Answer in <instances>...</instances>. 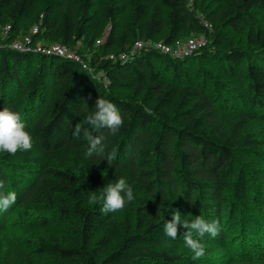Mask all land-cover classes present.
<instances>
[{
    "label": "trees",
    "instance_id": "obj_1",
    "mask_svg": "<svg viewBox=\"0 0 264 264\" xmlns=\"http://www.w3.org/2000/svg\"><path fill=\"white\" fill-rule=\"evenodd\" d=\"M130 3V20L112 25L105 37L103 23L126 8L118 0H99L100 18L92 12L93 0H0V28L10 23L15 32L6 42L39 25L35 41L91 53L83 56L89 71L69 57L0 50V110L19 111L33 142L28 152L0 153V194L16 192L9 209L33 234L25 243L43 264H204L179 251L187 229L178 225L172 240L165 221L174 210L189 222L200 215L220 225L217 237L204 239H225V208L248 197L241 153L258 151V139L245 128L264 118V25L257 26L254 15L264 0H221L205 15L191 9L190 0ZM247 26V47L241 48L234 35ZM185 30L205 32L207 45L182 57L150 46L132 52L137 40L172 44ZM99 38L104 40L96 44ZM122 52L129 55L121 58ZM194 57L241 68L245 112L234 116L222 110L224 103L208 92L205 78L191 77L187 64ZM33 58L38 62L28 73ZM49 74L53 83L46 99ZM15 83L13 97L9 88ZM99 97L116 104L124 125L116 136L107 128L95 132L103 137L104 156L86 157L87 142L73 137L74 126ZM45 100L43 111L30 119L32 103ZM114 147L117 157L108 165L102 159ZM119 177L132 187L134 203L107 215L101 205L88 204L90 191ZM7 217L8 211H0V224ZM249 222L261 227L258 220Z\"/></svg>",
    "mask_w": 264,
    "mask_h": 264
},
{
    "label": "rangeland",
    "instance_id": "obj_2",
    "mask_svg": "<svg viewBox=\"0 0 264 264\" xmlns=\"http://www.w3.org/2000/svg\"><path fill=\"white\" fill-rule=\"evenodd\" d=\"M221 0H199L197 3L190 0L189 6L196 10L198 15H205L210 9L216 7ZM119 4L126 5L124 11L116 15L111 22L103 23L104 35L107 37L112 25H122L131 18L130 0H118ZM92 12L100 18L99 0H93ZM40 7L37 14L40 15ZM256 25H264V7L255 11ZM24 24V21H21ZM23 26H21L22 29ZM248 26L241 34H235L234 39L241 47H247ZM15 32L5 31L0 28V50L9 47L6 38ZM17 34H21L18 32ZM206 38L205 32L182 31L179 37L172 43L174 48L178 47V42L183 45L190 37ZM22 39V38H19ZM148 43V40H144ZM209 41V40H208ZM135 42L132 49H135ZM82 56L91 57V53H83ZM38 58H33L28 67V73L36 67ZM90 66V65H89ZM191 77H203L208 84V92L215 95V100L223 102L222 110L227 111L234 116H239L246 110L247 95L244 88V80L241 68L239 66H227L224 62L209 61L207 59L193 58L190 64H187ZM25 67L20 70L24 71ZM90 71V69H89ZM27 74L21 81L25 82ZM98 79L101 76L98 75ZM53 76L49 74L45 82L44 94L46 99L50 95ZM13 89V90H12ZM17 84H12L9 90L14 97L17 93ZM17 90V91H16ZM119 93H126V90H118ZM11 96V97H12ZM45 101H34L32 103V112L29 117H37L43 111ZM35 115V116H34ZM25 124H29L24 121ZM246 132H251L258 139V151H245L241 153L243 166L246 170L248 182V197L245 200L237 201L234 206H228L224 210V225L226 227L225 239L209 240L203 239L205 245V255L202 258L204 264H264V118L257 117L249 122L245 128ZM258 220L261 227L255 226L249 221ZM23 223L17 216V213L8 209V217L4 223L0 224V264H43L36 257L35 253L25 243V238L33 237V234L22 229ZM35 236V235H34ZM23 238L19 243L18 238ZM179 251L192 254L185 247V244H179ZM171 246V244L162 245Z\"/></svg>",
    "mask_w": 264,
    "mask_h": 264
},
{
    "label": "clouds",
    "instance_id": "obj_3",
    "mask_svg": "<svg viewBox=\"0 0 264 264\" xmlns=\"http://www.w3.org/2000/svg\"><path fill=\"white\" fill-rule=\"evenodd\" d=\"M85 124L90 127H85ZM123 125L124 120L116 104L99 97L95 101L94 110L89 112L82 122L75 124L73 137L79 139L82 136L87 142L86 157H91L93 153L104 156L103 137L94 133L107 128L110 135L116 136ZM32 147V136L26 130V124L22 120L20 112L7 106L3 107L0 110V153L15 156L17 152H28ZM116 157L117 149L114 147L102 160H106L108 165H111ZM2 187H4V182L0 181V188ZM135 199L132 187L124 177H119L115 182H108L104 187L90 191L88 204L90 206L101 205V213L107 215L122 211L128 204L134 203ZM16 201L15 191L0 194V211H8ZM178 225L187 229L183 234V240L185 247L193 254V260H198L205 255V245L202 243L205 235L215 238L220 233L218 221L209 222L203 216L198 215L189 222L187 219H182L179 210H174L171 213V219L164 223V232L172 240L177 238Z\"/></svg>",
    "mask_w": 264,
    "mask_h": 264
},
{
    "label": "built area",
    "instance_id": "obj_4",
    "mask_svg": "<svg viewBox=\"0 0 264 264\" xmlns=\"http://www.w3.org/2000/svg\"><path fill=\"white\" fill-rule=\"evenodd\" d=\"M205 26L208 29H211L213 27L211 22L205 21ZM0 27H2V24L0 23ZM5 31H10L12 29V24H6L3 26ZM39 25H35L32 27L31 34L26 35L22 39H14L8 42V46L12 49L15 50H20V51H32L34 53H44V54H53L57 56H64V57H69L73 58L74 60H77L81 67L83 69L91 70V67L89 66L88 62L85 60V58L78 52L72 50L70 47H68L65 44L62 43H55V44H44L41 41H35L34 40V35L39 33ZM104 38H99L96 41V44L102 43ZM208 39L206 38H197L195 36L190 37L186 40V42L183 45H180L178 42L177 44L179 45L178 47L174 48L173 44H168L164 41H152L148 40V43L144 40H137L135 41V49H132V52L135 51H141L143 48L150 46L155 49H158L159 51L165 53V54H170L175 57H182L185 55H189L192 53H197L207 45ZM129 54L122 52L119 54L121 58H126ZM111 58H116L117 56L115 54L110 55Z\"/></svg>",
    "mask_w": 264,
    "mask_h": 264
}]
</instances>
